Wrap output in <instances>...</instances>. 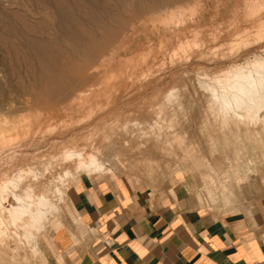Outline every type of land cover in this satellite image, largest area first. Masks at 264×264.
<instances>
[{"label":"rangeland","instance_id":"1","mask_svg":"<svg viewBox=\"0 0 264 264\" xmlns=\"http://www.w3.org/2000/svg\"><path fill=\"white\" fill-rule=\"evenodd\" d=\"M259 59L264 0H0V193L11 189V177L20 171L27 184L29 169L49 164L52 190L59 170L76 167V160L63 163V154L81 152L88 163V153L107 138L113 147L104 160L107 174L92 171L68 180L62 201L51 194L60 214L37 233L39 253H31L34 242L22 229L16 238L8 229L5 247L19 256L0 264L44 261L53 223L72 219V193L85 176L132 191L164 193L179 186L201 207L224 216L263 208L264 123L237 130L205 103L209 97L195 84L224 79ZM158 112L167 122L162 130ZM135 121L141 129L125 133L124 126Z\"/></svg>","mask_w":264,"mask_h":264},{"label":"crops","instance_id":"2","mask_svg":"<svg viewBox=\"0 0 264 264\" xmlns=\"http://www.w3.org/2000/svg\"><path fill=\"white\" fill-rule=\"evenodd\" d=\"M80 179L72 219L53 223L41 264H264V207L224 216L179 186L152 193Z\"/></svg>","mask_w":264,"mask_h":264},{"label":"bare ground","instance_id":"3","mask_svg":"<svg viewBox=\"0 0 264 264\" xmlns=\"http://www.w3.org/2000/svg\"><path fill=\"white\" fill-rule=\"evenodd\" d=\"M260 26H262V24ZM31 43H32V45H35V44H33L34 42H31ZM38 49H39V47H37V50ZM41 52H42L41 50L40 51L38 50V53H40V55H43ZM133 60H134V58H133ZM136 61H134V62H136ZM247 65H249V64H247ZM225 73H227V72H225ZM223 76L224 75H222V77ZM91 78H93V77H91ZM208 81L209 80L199 81V82H196L195 84H196L197 88L199 89L200 93H203L204 95L209 97V101L205 102V103H207V104L210 103V106H215L218 110L216 112H219V114L226 119L225 123H228L229 125L235 126L237 128V130H239V131H242L243 129H246L247 131H251L252 129L256 128L259 125V123H264V60H260V59L256 60L249 66H240V67L238 66V68L231 71V73L227 77H225L224 79L219 77V78L213 79V81H212V79H210L209 82ZM193 86H194V84H193ZM196 86H195V88H196ZM189 87H191V85ZM192 90L193 89H191V91ZM187 93H189V92H187ZM173 95H174V93H171V96H170L171 98L167 100L168 102L172 103L175 101V98L173 97ZM185 96H187V95H185ZM203 105H204V103H203ZM208 107H207V109H208ZM211 111L209 112V114L211 113ZM158 113L159 114L155 116V121L157 122L156 125L161 129V126H165V123H167V122H166V118L164 117V115H161V112H158ZM213 116H215L214 113L212 114L211 118L215 119V117H213ZM225 123H224V125H225ZM141 125H142V123H139L136 121L133 123H129L128 126L127 125L124 126V129L126 130L125 133L128 132L132 126H135V127L138 126V128H139ZM222 127H223V125H222ZM140 129H141V127H140ZM157 132H158V130H157ZM156 134H158V133H156ZM144 135L146 136V133H144ZM168 136H166V138ZM106 137H108V136H106ZM109 138H111V137H109ZM109 138H107L108 143L110 142ZM161 138H164V136L163 137L160 136V138H158V139L161 140ZM168 138L166 140H169ZM171 139H172V136H171ZM184 139L186 140L185 136H184ZM166 140H165V142H166ZM107 141L105 142V145L102 148L99 147L96 149L97 152L94 150L95 152L88 153L89 154V157H88L89 162L88 163L86 162L87 160H85L86 163L84 162V154H82L81 152H68V153H66V155L63 154L62 157H65V158H64V160H62V162L63 163H64V161H66V162L71 161L72 162L73 160H76L77 161L76 167L74 168V170H71V166L66 167L65 169H63L62 173L59 172L60 171L59 170L57 175H55V177L53 178V181L55 182V184L57 183V186L54 189L52 188V190L50 189L51 186L48 183V178H50L49 175H51V173H55V172L51 171L54 168L53 164H49V166L45 167L44 169H40V170L29 169L26 174L31 176V180L27 184H24L22 182V180H24V179H22L23 176L22 175H21V177L19 176L21 174V171H20V173L16 179L13 180V178L15 176L11 177L12 180L9 183V185L11 186V189L9 190L7 188L8 189L7 191L5 190V191H2L0 193V263H1V260L2 261L3 260H9L10 262H12L13 260H16L19 256L15 253L18 250L14 251V249H13L14 244L12 247H9V249L10 248L13 249V251H14V252L12 251L13 253H10L11 251L6 249V248H8V246L5 247V243H4L5 240L4 239H6L5 237L7 235L9 236L10 230L13 231V232L10 231L11 234L14 233V235H15V231L17 229H20V230L22 229L24 231V237L26 238V240L29 239V240H32L34 242V240H36V238H37V235H38L37 233L42 231L45 228L47 221L50 220L49 217L58 215L60 213V208L58 207L57 201H55L52 198L51 194H53L54 197H57L62 201L63 199H65L67 197V194L66 193H65L66 195L64 194V190L66 189V187H65L66 184L69 183L68 180H70V179L75 180L79 176V174L80 175L82 173L85 174L86 172H88L87 174H89V172H92V171H93L92 172L93 174H98V173L107 174V172L110 171L108 169L109 167H107L104 160H109V153L111 152V151L109 152V149L113 148V147H110V148L107 147V145H106ZM167 143H168V141H167ZM178 144H180V143H178ZM93 145H95V143ZM166 147H168V146L166 145ZM170 148H173V147H170ZM173 149H171V150L169 149L171 151V153H173V151H172ZM179 153H177V154H179ZM172 155H174V154H172ZM175 157L176 156H174L173 158H175ZM171 159H172V157H171ZM59 161L61 162V160L58 159L57 163H60ZM218 168H220V167H218ZM58 169H59V167H58ZM49 171H51V173ZM48 172L50 173L49 175H48ZM40 180H42V185L40 186V188L42 187L41 188L42 192L37 193L35 191V189H38L37 186H38V183ZM50 183L52 185L53 182L51 181ZM55 184H54V186H55ZM6 195L11 197L12 201H10V203L8 202ZM24 218H26L27 220L24 221ZM8 229H9V231H8ZM20 230H17V232ZM19 235L20 234H18V236ZM12 237L14 238V236H12ZM15 238H16V235H15ZM9 240H10V238H9ZM18 240H20V239L18 238ZM17 241H15V242H17ZM21 241H22V239H21ZM36 241L34 242V246L32 245L33 246V252H31V253H34L35 255L39 253V251H38L39 248H38V244ZM29 242L30 241H28V243ZM8 243H10V242H8ZM26 244H27V242L25 244L23 243L24 246ZM10 246H11V244H10ZM22 248H24V247H22ZM8 258H10V259H8Z\"/></svg>","mask_w":264,"mask_h":264}]
</instances>
